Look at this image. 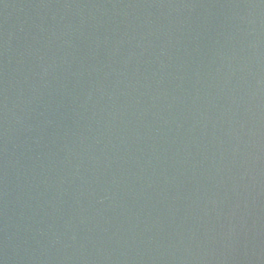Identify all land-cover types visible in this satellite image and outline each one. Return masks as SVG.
Masks as SVG:
<instances>
[{
    "label": "water",
    "instance_id": "1",
    "mask_svg": "<svg viewBox=\"0 0 264 264\" xmlns=\"http://www.w3.org/2000/svg\"><path fill=\"white\" fill-rule=\"evenodd\" d=\"M0 264H264V0H0Z\"/></svg>",
    "mask_w": 264,
    "mask_h": 264
}]
</instances>
